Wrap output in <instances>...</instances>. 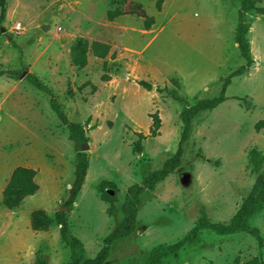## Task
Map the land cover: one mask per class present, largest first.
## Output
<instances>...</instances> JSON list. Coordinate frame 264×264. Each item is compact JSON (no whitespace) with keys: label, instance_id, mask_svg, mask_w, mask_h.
Listing matches in <instances>:
<instances>
[{"label":"rangeland","instance_id":"374dc122","mask_svg":"<svg viewBox=\"0 0 264 264\" xmlns=\"http://www.w3.org/2000/svg\"><path fill=\"white\" fill-rule=\"evenodd\" d=\"M156 2L8 0L0 24L6 29L0 31V70H28L53 91L71 122L87 125L89 170L66 213L88 259L101 250L115 220H122L127 190L176 153L185 108L178 99L193 105L217 97L224 78L245 63L235 42L242 0H164L161 11ZM139 4L155 19L150 30L131 13H139ZM118 7L129 13L118 19L126 30L107 19V12ZM44 24L50 25L48 31L41 29ZM92 25L95 39L115 44L107 73L104 60L93 55L86 70L68 66L67 45ZM247 25L255 64L233 79L225 103L195 118L181 167L141 196L136 231L112 246L105 264H145L154 247L177 243L201 218L229 223L250 195L257 175L249 167V153L256 148L264 155V15L248 13ZM104 74L109 81L102 80ZM25 77H0V264H36L38 253L46 264H66L70 250L61 240L56 213L68 199L81 145L69 140L50 96ZM140 80L153 89L144 90ZM155 113L161 127L152 137ZM138 133L146 135L140 153L134 151ZM19 166L37 171L40 189L9 210L3 190ZM103 181L118 186L116 217L101 200ZM38 211L52 221L46 230L34 227L32 215ZM250 224L264 237V210ZM260 253L264 248L249 233L222 236L204 230L196 243L163 264H242Z\"/></svg>","mask_w":264,"mask_h":264},{"label":"trees","instance_id":"16d2710c","mask_svg":"<svg viewBox=\"0 0 264 264\" xmlns=\"http://www.w3.org/2000/svg\"><path fill=\"white\" fill-rule=\"evenodd\" d=\"M264 0H242L238 11V25L235 34V42L238 46L241 58L244 64L238 69L232 71L222 82L220 94L214 98L201 99L193 105H189L185 99H178L185 104L184 110L181 112L180 118L182 121V133L176 153L166 160L163 167L156 171L145 172L141 183L131 186L126 193L125 200L122 206V220H115V224L109 235L103 240L101 250L95 258L88 259L86 256L85 245L81 239L76 237L72 231L66 212L58 211L56 213V223L60 227L61 240L70 250V260L66 264H105L108 260L112 246L123 239L130 237L137 229V216L141 207V196L152 191L155 187L164 182L170 175L174 174L182 165L184 155V147L189 142L193 131V121L199 114L207 111H213L221 104L225 103L229 97L227 90L232 84L234 78L247 74L253 65L255 59L252 54L251 41L249 38V27L247 25L248 13L255 11L259 15H264V7L257 8V3ZM164 0H157L156 8L161 11ZM114 1H110V6H115ZM139 9L137 14L144 19L145 30H150L155 23L153 17H149L143 11L142 5H136ZM8 0H0V24L5 20L7 13ZM129 14L121 8L110 9L107 12V19L113 21L118 17ZM111 52V45L99 41L90 42L88 39L78 37L71 48V63L73 66L83 69L88 65L89 55L104 60L103 70L108 72L107 57ZM113 54L111 55V57ZM21 72L17 70H0V77H7L12 80H19ZM25 79H28L31 84L44 91L50 96V104L60 119L63 126L68 130L69 140L75 144L88 145L90 137L87 136L86 124L71 122L61 105L58 103L53 91L34 74L28 73ZM103 81H109L108 74L102 76ZM137 83L146 91H151L153 85L147 81L140 80ZM173 83L178 84L176 81ZM159 90V89H158ZM238 99V98H237ZM152 124L150 127V135L156 137L159 134L161 127V119L158 113L152 114ZM261 124H264L261 122ZM138 141L134 146L135 152H142L143 147L141 142L146 138L143 133H138ZM89 156L87 152H78L75 160L74 181L72 182L69 191V196L64 207L72 208L77 201V198L82 192L85 184L87 173L89 170ZM249 167L253 174L257 175V179L253 185L250 195L243 200L238 212L231 218L230 222L215 223L207 218L198 220L194 228L177 243L172 245H158L151 251L149 259L145 264H163L164 259L169 256H176L185 246L192 245L197 242L199 235L204 230L213 231L218 235L227 236L237 233H249L254 236L258 242L260 249L264 248V237L259 228L250 224V220L264 210V155L256 148L249 153ZM37 171L33 168L19 166L14 169L10 179L3 190V205L9 210H15L23 204L30 196L35 195L40 186L36 180ZM98 191L101 200L109 205L108 215L116 217L117 195L119 193L118 186L111 181H103L98 186ZM32 222L37 230H46L52 223L42 211L33 213ZM239 264V261L237 260ZM36 264H46L40 253L37 254ZM242 264H264V253H260Z\"/></svg>","mask_w":264,"mask_h":264},{"label":"crops","instance_id":"0c3cea01","mask_svg":"<svg viewBox=\"0 0 264 264\" xmlns=\"http://www.w3.org/2000/svg\"><path fill=\"white\" fill-rule=\"evenodd\" d=\"M107 16V15H106ZM121 17H123V16H121ZM120 17H118V18H116L115 20H113V21H109L111 24H113V25H119V21H118V19H119ZM94 25V24H93ZM91 26V28H88V29H86V30H84V35L83 36H77V37H75L73 40H71V43H69V45H67V48H66V51H65V54L67 55V60H68V63H69V69L70 70H74L75 68H77V67H75V66H73L72 65V63H71V48H72V45H73V43L75 42V40L78 38V37H83V38H86V39H88L90 42H92V41H99V42H103V43H108V44H110V42H109V39L108 38H103V39H95L94 37H96L95 35H96V26L94 27V26ZM119 26H122V25H119ZM122 30H126V26H122V29H121V31ZM121 31H119L118 30V32H119V34L118 35H120V32ZM91 35H93V36H91ZM93 37V38H92ZM111 45V44H110ZM114 47H115V44H112L111 45V51H113L114 50ZM110 54H113L112 52H110ZM90 56L91 55H89V61H90ZM98 59H100V58H98ZM102 60V59H101ZM87 67V66H86ZM85 67V68H86ZM85 68H83V69H81V70H84ZM86 70V69H85ZM83 72H86V71H83Z\"/></svg>","mask_w":264,"mask_h":264},{"label":"water","instance_id":"95a60500","mask_svg":"<svg viewBox=\"0 0 264 264\" xmlns=\"http://www.w3.org/2000/svg\"><path fill=\"white\" fill-rule=\"evenodd\" d=\"M49 28H50V25L49 24H44L41 27V29L43 31H48ZM0 31L2 33H4L6 31V29L4 27H1L0 28ZM9 39H10V37H9ZM27 73H28V70H26L25 72H23L21 74V76H20V79H23L27 75ZM80 145H81V152H88L89 151V149H90L89 145H84L83 143H81ZM60 211L66 212V211H68V208L63 207Z\"/></svg>","mask_w":264,"mask_h":264},{"label":"built area","instance_id":"2783aa9c","mask_svg":"<svg viewBox=\"0 0 264 264\" xmlns=\"http://www.w3.org/2000/svg\"><path fill=\"white\" fill-rule=\"evenodd\" d=\"M21 29H22L21 24H17L16 27H15V30L20 31Z\"/></svg>","mask_w":264,"mask_h":264}]
</instances>
